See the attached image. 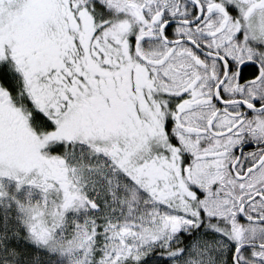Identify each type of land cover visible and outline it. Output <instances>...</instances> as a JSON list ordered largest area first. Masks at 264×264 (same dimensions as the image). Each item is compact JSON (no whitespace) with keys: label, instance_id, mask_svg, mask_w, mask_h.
Returning <instances> with one entry per match:
<instances>
[{"label":"snow or ice","instance_id":"6c2138e0","mask_svg":"<svg viewBox=\"0 0 264 264\" xmlns=\"http://www.w3.org/2000/svg\"><path fill=\"white\" fill-rule=\"evenodd\" d=\"M0 264H264V0H0Z\"/></svg>","mask_w":264,"mask_h":264}]
</instances>
